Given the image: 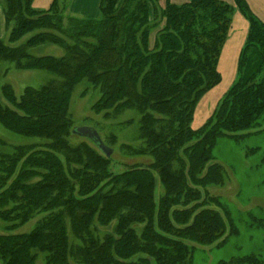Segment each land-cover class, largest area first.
I'll use <instances>...</instances> for the list:
<instances>
[{
    "label": "trees",
    "instance_id": "trees-1",
    "mask_svg": "<svg viewBox=\"0 0 264 264\" xmlns=\"http://www.w3.org/2000/svg\"><path fill=\"white\" fill-rule=\"evenodd\" d=\"M33 1L0 0L8 26L7 38L0 41V63L46 70L59 79L39 89L27 87L20 98L12 86H2L9 105L0 103V123L50 144L47 151L21 148L24 162L19 158L12 177L7 174L0 185V204L13 207L0 216L23 225L34 212L51 213L31 234L0 235V258L6 264H34L31 251L38 249L49 253L48 264H68L69 257L82 264H150L149 259L191 264L186 242L210 244L227 227L209 206L217 199L205 192L224 184L225 170L213 162V148L221 137L238 139L237 133L264 119V24L245 0H236L250 22L239 75L250 49L258 50L261 62L249 81L236 80L207 123L194 130L198 103L221 82L217 65L231 25V5L191 0L162 10L156 0H102L101 17L94 20L67 16V0L61 8V1L55 0L48 11L35 10ZM162 22L152 44L151 32ZM42 45L58 46L65 54L30 53ZM85 80L102 93L95 112L134 109L140 114L143 144L125 147L151 157V164L112 174L109 158L99 150L86 143L70 145V103ZM38 168L48 172L43 180L36 179ZM155 172L165 190L159 199ZM96 213L101 224L116 222L113 233L96 237ZM68 223L81 245L70 242ZM141 224L138 231L136 225ZM139 254L145 260L134 261ZM224 264L264 262L249 255Z\"/></svg>",
    "mask_w": 264,
    "mask_h": 264
},
{
    "label": "rangeland",
    "instance_id": "rangeland-1",
    "mask_svg": "<svg viewBox=\"0 0 264 264\" xmlns=\"http://www.w3.org/2000/svg\"><path fill=\"white\" fill-rule=\"evenodd\" d=\"M67 4V9L70 10L72 0H67ZM63 5L61 3L60 8ZM32 35H27L20 43L25 42ZM30 53L36 57H62L65 54L62 48L55 45L35 47L30 50ZM243 71L244 68L238 78H241L244 82L249 81L257 72L256 70L252 76L244 79ZM58 79L57 75L46 70H20L13 63H0V89L4 85L12 86L17 98L23 95L27 87L39 89ZM101 96L100 89L95 88L87 80L76 87L69 108L72 132L81 127L92 128L98 132L105 144L113 150L112 155L108 157L109 171L112 174L124 172L135 165L146 167L151 164L153 162L151 157L135 155L125 147L129 145L138 148L143 144L139 138L140 114L134 109H125L119 113L110 111L108 115L106 111L97 113L94 111V106ZM0 103L9 105L1 90ZM209 119L210 117L207 121ZM207 121L198 129L192 128L199 130ZM237 136L238 139L224 136L217 141L212 156L213 162L224 167V184L213 185L205 190L218 201V203H210L209 206L219 212L225 219L227 226L225 234L219 240L210 244H197L193 241H187L186 243L192 251L191 264H224L232 259L249 255L256 256L264 262V119L259 122L257 127L239 132ZM69 142L71 146L86 143L98 150L89 139L73 134L69 137ZM48 144L50 142L46 139L19 135L0 123V185L7 174L12 177L11 173L16 170L18 166L16 161L21 157V148L30 147L32 152L47 151ZM42 155L37 156L41 157ZM20 160V164H22L24 159L20 158ZM36 170L41 171L40 176H36L37 180H43V174L48 173L43 168ZM154 176L157 180L156 199H159L165 190L159 175L155 172ZM10 207H3L0 204V213ZM50 213V211L34 212L29 221L23 225H18L19 220L5 221L0 216V235L31 234L38 223L43 221ZM115 223L113 221L110 224H101L99 213H96L92 223L94 234L96 237H103L107 233H113ZM13 224H17V226ZM142 227V224L136 225L138 231ZM67 228L70 242L74 246L81 245L80 239L74 237L69 223ZM31 252L35 257L34 264H48L49 253L38 249ZM139 259L145 260V255L139 254L133 258L134 261ZM149 260L150 264H156L155 259ZM0 264H6V262L0 258ZM68 264L82 263L76 258L69 257Z\"/></svg>",
    "mask_w": 264,
    "mask_h": 264
},
{
    "label": "crops",
    "instance_id": "crops-1",
    "mask_svg": "<svg viewBox=\"0 0 264 264\" xmlns=\"http://www.w3.org/2000/svg\"><path fill=\"white\" fill-rule=\"evenodd\" d=\"M61 3L64 0H60ZM101 1L102 0H72V6L68 10L67 1L65 14L67 16L79 19H98L101 14ZM191 0H156L157 6L160 9H165L168 4L183 5L189 3ZM234 8L232 15L231 25L225 40L223 49L221 51L217 70L221 75V82L207 92L200 100L193 122V128H200L209 117L212 116L219 101L223 98L225 93L236 82L239 76V65L241 62L242 54L245 49L248 35L250 32V22L241 13L236 5V0H219ZM55 0H34L33 8L38 11H48ZM249 9L255 17L264 24V0H245ZM153 12V10H152ZM165 23L153 29L151 32V43L153 44L158 31L163 29ZM152 35L153 39H152ZM8 36V26L5 12L2 4L0 3V41H3ZM261 62V56L256 48L250 49L247 55L246 64L242 73L244 79L252 76L258 69Z\"/></svg>",
    "mask_w": 264,
    "mask_h": 264
},
{
    "label": "water",
    "instance_id": "water-1",
    "mask_svg": "<svg viewBox=\"0 0 264 264\" xmlns=\"http://www.w3.org/2000/svg\"><path fill=\"white\" fill-rule=\"evenodd\" d=\"M73 135L87 138L98 148V150L103 153L106 157H110L113 153L112 148H110L105 142L101 139L98 132L95 129L88 127L76 128L72 132Z\"/></svg>",
    "mask_w": 264,
    "mask_h": 264
}]
</instances>
